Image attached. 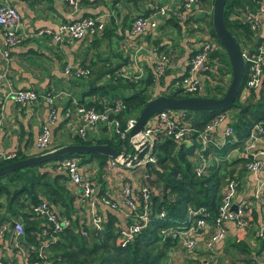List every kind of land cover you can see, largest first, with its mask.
<instances>
[{
	"label": "trees",
	"instance_id": "trees-1",
	"mask_svg": "<svg viewBox=\"0 0 264 264\" xmlns=\"http://www.w3.org/2000/svg\"><path fill=\"white\" fill-rule=\"evenodd\" d=\"M251 3L252 0H227L223 12L226 28L237 38L243 51L246 71L249 61L257 52L261 38L252 33L247 25L239 22L238 12L235 13V11L241 10L245 6L252 8ZM153 10L154 8L147 15ZM199 17L204 27L199 28L198 31H201L202 34L208 33L220 48L212 54L211 59L218 58L221 66L215 68L214 73L210 74V77L214 79V84L206 86L204 96L219 98L227 90L231 79V69L212 28V10L208 15ZM166 20L173 23L174 27H178V30L180 25L190 22L176 20L173 16L167 17L164 22ZM109 31L110 28H106L105 25V29L99 36L88 40L95 43L100 39H105ZM129 31L130 29L121 37H127V42L130 45L142 37L129 38ZM150 34L152 33L143 36L150 38ZM117 41L120 39L117 38ZM159 41V39L155 40V45ZM161 47L159 46L156 50L157 54H164L169 64L170 55L165 48ZM132 50L134 56V48ZM193 55L194 52L190 58ZM127 61H129L128 57H122L121 52L116 54L114 51L108 57L105 62L108 63V66L103 68V74L108 77V80L101 87H92V93L99 94L100 99L98 98L95 103L85 105L95 108L98 112H104L113 109L118 99L122 100L123 108L114 117L118 121L119 130L122 133L125 132L127 121L136 120L145 103L158 96H154L153 89L156 85L163 84L165 75H168L167 70L164 76L156 79L153 74L156 61H153L150 68H145L146 75L143 78L131 81L117 75L119 69L124 70L128 66ZM91 73L93 74L92 70ZM180 78L181 76H174L169 86H173ZM245 79L244 75L241 89L245 84ZM97 81L96 78L93 85ZM161 95L176 98L198 96L175 90L169 94ZM185 113L186 118L182 122L190 126L191 133L181 141H175L164 133L155 134L151 150L154 162L136 168L140 174V182H132L134 189L142 184L150 190V222L125 246H122L120 232L116 226L119 216L117 213L120 211L99 206L98 214L103 217V230L99 234H95L89 224L90 212L87 211L86 206H80L76 202L80 198V194L74 189H70L67 171L59 169V164L66 159H78L81 165L96 161L101 171L97 177V196L110 198L105 193V182L103 181L109 175L102 173L105 164L110 160L109 158L92 154L66 156L0 177V228L5 223L13 222L20 224L22 228V235L16 238L18 247L15 248V244H13L15 251L13 255L15 253L20 256L24 255L26 264H169V252L179 244V241L172 234L163 232L169 229L176 232L186 228L191 220L199 218L192 215V212L200 209H205L212 219L218 212L227 177H232L234 173L231 167L237 163L245 166L250 162V155L240 154L238 160H231L230 155L236 148L244 150L245 142L254 126L261 124L264 127V75L258 89L250 90L245 94L241 90L234 104L227 108L211 112ZM222 117L225 122L223 130H219L218 126L214 125L212 132L204 140L206 147L203 150L201 137L206 134L208 126ZM178 121L181 123V120ZM227 129L232 130V135H227ZM101 131L105 132L106 129L103 128ZM103 132L102 134H106ZM109 135L106 134L99 139H89L88 137L82 139L75 136L71 144H106L127 155L133 154L128 133L125 138H121L114 132ZM215 138L223 139L222 147L215 142ZM61 146H51L50 144L45 150L32 155L17 151L15 158L10 161L0 160V167ZM202 161L205 162L203 172L197 175V168L201 166ZM146 177L152 181L151 187L148 185ZM44 203L48 205L57 219L67 218L69 228L61 233L52 234L51 226L34 212L37 206ZM161 213H164L163 218H159ZM129 223H126L127 226L123 230L128 227ZM43 230L46 231V236H43ZM82 231H85V237L82 236ZM40 253L43 255L42 257H39ZM4 262L9 263L5 260Z\"/></svg>",
	"mask_w": 264,
	"mask_h": 264
},
{
	"label": "crops",
	"instance_id": "crops-1",
	"mask_svg": "<svg viewBox=\"0 0 264 264\" xmlns=\"http://www.w3.org/2000/svg\"><path fill=\"white\" fill-rule=\"evenodd\" d=\"M199 1L205 11L201 15H208L212 10V0ZM1 3L3 0H0ZM10 4L21 17L19 30L21 42L11 49L7 60H4L0 55V150L4 153L17 151L26 155L36 153L34 142L41 126L48 124L50 111L42 98H39L34 105L20 107L6 98L10 91L32 89L39 95L63 93L55 100L59 121L56 126L50 127V144L51 146L69 145L73 142L77 126L80 125L75 107L78 104L85 106L95 103L98 98L100 99L99 94L92 93V87H101L108 80V77L103 74V68L108 66V63L105 62L114 51L116 54L121 52L124 58L128 57V66L125 69L136 63L145 70V68H150L152 62L155 61L158 55L156 50L159 46L165 48L170 55V68L166 76L167 84L163 88L156 85L153 89V92L155 91L159 95L169 90V83L174 76L183 74L188 59L198 47L199 43L196 42H201L199 35L194 36L193 32L204 27L199 19L201 15L188 18L187 20L190 22L180 25L179 30L178 27H174L173 23L166 20L161 22L158 28L150 34V38L142 36L130 45L127 42V37L124 38L121 35L130 29L137 16H146L154 7L177 8L181 5V1L84 0L80 4L79 10L74 14L62 0H19L17 3L11 2ZM88 16L99 18L104 22L106 28H110L105 39H100L95 43L87 39L67 40L56 44L47 37L36 36V32L40 29L55 30L61 23L73 22ZM188 32H192L190 39L187 38ZM262 34L264 35V23ZM117 38L120 41H117ZM158 39L160 41L155 45L154 42ZM177 40L178 42H176ZM2 44L3 35L0 29V51ZM136 46L143 50L137 53V58H134L132 48L135 49ZM66 65L89 66L93 74L91 73V77L87 81H75L63 73ZM96 78L98 81L93 85ZM224 124L225 122H220L217 125L218 129L223 130ZM99 128L102 127L88 131L87 137L99 139L100 133H102ZM214 140L220 147L223 146V139L215 138ZM262 149L263 146L258 144L256 152ZM240 154L245 153L240 148H236L230 155V159L238 160ZM87 165L98 166V163L92 161ZM231 169L234 172L232 177L239 182L234 200L235 205L248 204L247 226L243 230H238L233 223L227 224L225 240L213 251L215 254L214 264H264V235L257 237L260 231H264V206H261L255 198V193L258 190L261 191V198L264 197V168L258 174L247 172L241 163L233 165ZM136 170L138 169L122 168L118 173L111 174L104 179L101 178L105 182V193L113 200H120L122 181L125 178L134 183L140 180V176L135 175ZM68 185L70 189H73L70 183ZM118 214L116 226L120 232L129 221L120 212ZM13 223L10 224L11 228ZM13 244L16 248V238L14 231L11 230L0 241V258L10 264H26L22 256L16 255V253L13 255L15 252ZM206 256L207 253L202 243L192 255H188L182 246L177 244L169 252L168 263L199 264V261Z\"/></svg>",
	"mask_w": 264,
	"mask_h": 264
},
{
	"label": "built area",
	"instance_id": "built-area-1",
	"mask_svg": "<svg viewBox=\"0 0 264 264\" xmlns=\"http://www.w3.org/2000/svg\"><path fill=\"white\" fill-rule=\"evenodd\" d=\"M19 0H3L0 4V29L3 35V44L0 55L4 60L9 58V53L12 48L18 46L21 42L20 27L21 17L18 11L10 4L17 3ZM83 0H62V2L71 10L72 14L79 10L80 4ZM181 5L177 8L169 7H154L153 12L147 16H137L130 27L129 38H138L147 33L154 32L158 25L167 17L173 16L176 20L184 21L191 16L203 14L204 8L201 7L199 0H180ZM252 8L245 6L238 12V20L241 24L247 25L249 30L261 38L260 45L252 60L249 61L247 71H245V84L242 88V93L245 94L250 90L258 89L261 86L262 77L264 75V0H252ZM234 20H236L234 18ZM105 29V24L99 18L86 17L73 22L61 23L55 30L50 28L40 29L36 32V36L47 37L56 44H61L67 40L80 41L83 39H90L99 36ZM201 43L194 51V55L186 63L185 70L181 78L177 80L172 86L173 90L181 91L188 95L204 96L206 86H212L214 79L210 77L214 73L215 68L220 67L221 64L218 58L211 59L212 54L220 50L216 42L208 33L200 34L198 36ZM143 48L137 47L134 49V58H137V53L141 52ZM156 65L153 69V74L156 79L165 75L166 70L169 69L167 57L164 54L156 56ZM246 61V60H245ZM132 67L127 69H119L117 75L128 78L131 81H137L146 75L145 70L134 63ZM132 68V69H131ZM66 77L72 80H88L91 76V70L86 66L66 65L63 69ZM63 93L57 94H43L39 95L36 91L16 90L10 91L6 98L20 107L34 105L39 98L47 104L49 108L48 124L43 125L34 142V148L37 152L45 150L51 143L50 127L56 126L59 121V112L55 107V100ZM123 108L122 100L118 99L115 102L113 109L104 112H98L93 107H86L77 105L75 113L78 117L80 125L77 126L74 135L82 139L87 137L90 129H97L98 127H108L112 132L125 138L126 134L133 128L136 120L130 119L127 121L125 132L119 130V123L114 118L119 114ZM113 116V118H111ZM186 118L185 112L169 113L161 112L151 117L142 129L139 135L129 138V143L133 153L138 150L145 141L150 142V151L145 159L143 165L153 163L154 159L151 157V150L154 144V136L157 133H164L167 137L181 141L189 133L191 128L182 121ZM181 120V123L178 121ZM223 121L216 120L212 125L207 127L206 134L202 136L203 150L206 146L205 138L212 132L214 125H218ZM227 135H232V130H226ZM261 144L263 149L256 152L257 145ZM243 152L251 156V160L244 168L251 174H258L264 168V127L261 124L254 126L245 142ZM255 152V153H254ZM15 152L4 153L0 150V160L10 161L15 158ZM142 165V166H143ZM205 162H201V166L197 168V175L203 172ZM128 169L122 165L120 160H108L102 169V173L111 175L118 173L120 170ZM59 169H65L69 177V183L73 186L75 192L80 194V198L76 201L80 206H86L89 211V224L91 225L95 234H99L103 230V217L98 214V207L105 206L112 210L120 211V213L130 222L125 230L120 231L122 246H125L136 235H138L150 222V190L145 185H138L134 189V184L129 179L125 178L120 187V200H113L104 196H97V177L100 171L99 166L96 165H81L78 159H66L59 164ZM264 184V181H263ZM239 182L236 178L227 177L226 183L222 190V199L218 208L217 214L210 219L209 213L205 209H200L192 212V215L198 216V219L191 220L189 226L180 231L172 232L170 229L163 233L172 234L174 238H178L179 244L188 255H192L197 250L200 243L203 244L204 250L207 253L206 258L199 261V264H214L215 254L214 249L221 244L227 235V224L233 223L238 230H243L247 226L248 204L240 203L235 205V197L238 191ZM261 191H256L255 198L264 206V197L261 198ZM137 193V194H136ZM235 206V209L233 207ZM34 212L51 226L52 234L61 233L69 228V221L67 218L57 219L56 216L49 209L47 204H42L34 209ZM164 213L159 215L163 218ZM14 237L22 235L21 225L14 223L12 226ZM11 229L10 224H4L0 228V241ZM46 231L43 230V236H46ZM82 236H86L85 231H82ZM264 231H260L257 237H263ZM205 240V241H204ZM16 247L18 245L16 244ZM23 261L26 262L24 255H21ZM43 255L40 253L39 257ZM264 258V256H263ZM0 264L5 263L0 258Z\"/></svg>",
	"mask_w": 264,
	"mask_h": 264
},
{
	"label": "water",
	"instance_id": "water-1",
	"mask_svg": "<svg viewBox=\"0 0 264 264\" xmlns=\"http://www.w3.org/2000/svg\"><path fill=\"white\" fill-rule=\"evenodd\" d=\"M226 2L227 0H214L211 17L214 34L228 59L231 69V79L225 93L219 98L205 96H187L183 98H176L173 96L158 95L145 103L137 116L133 128L129 132V138L139 135L151 117L164 111L193 113L211 112L227 108L234 104L236 97L242 90L241 86L246 71V62L237 38L226 28L224 24L223 12ZM150 147V142L145 141L142 147L136 150L133 154L127 155L106 144H69L2 166L0 167V177L26 167L72 155H101L109 158L110 160H120L122 161V165L124 167L133 169L144 164L150 151ZM146 181L151 187L152 181L148 177H146ZM233 209H235V206ZM12 225L14 226V223Z\"/></svg>",
	"mask_w": 264,
	"mask_h": 264
},
{
	"label": "rangeland",
	"instance_id": "rangeland-1",
	"mask_svg": "<svg viewBox=\"0 0 264 264\" xmlns=\"http://www.w3.org/2000/svg\"><path fill=\"white\" fill-rule=\"evenodd\" d=\"M203 26H204V25H203ZM191 34H192V32H188V33H187V38H189V37L191 36ZM200 34H202V32H201V31H198V30H196V31L193 32V35H194V36H196V35H200ZM189 39H190V38H189ZM176 42H178V40H177ZM196 43H199V44H200L201 42H196ZM178 44H179V43H178ZM199 44H198V46H199ZM168 67L170 68V64H169ZM166 71H167V70H166ZM166 76H167V75H165V77H164L165 79H163V84H161V83L158 84L159 87H162V88H163V87L167 84V82H166V80H167V79H166ZM158 79H159V78H158ZM168 89H169V90H167V91L164 92V93H160L159 95H161V94H169V93L173 90L172 86H169ZM155 95H158V93H155V91H154V96H155ZM103 128H105L106 131H105V132L102 131V132H103V133H106V134H108V136H110L109 134H111L112 130H110L107 126H106V127L99 128V130H103ZM90 130H93V129H90ZM100 134H101L100 137H103V136L105 135V134H102V133H100ZM100 137H99V138H100ZM135 175H139V176H140V174H139L138 171L135 172ZM139 176H138V177H139ZM204 241H205V240H204Z\"/></svg>",
	"mask_w": 264,
	"mask_h": 264
}]
</instances>
